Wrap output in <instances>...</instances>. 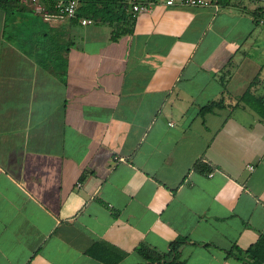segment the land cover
Returning a JSON list of instances; mask_svg holds the SVG:
<instances>
[{
  "label": "crops",
  "instance_id": "1",
  "mask_svg": "<svg viewBox=\"0 0 264 264\" xmlns=\"http://www.w3.org/2000/svg\"><path fill=\"white\" fill-rule=\"evenodd\" d=\"M156 1L115 40L70 25L62 79L2 38L0 11V264H138L139 243L176 238L180 264H248L264 120L235 98L264 96V5Z\"/></svg>",
  "mask_w": 264,
  "mask_h": 264
},
{
  "label": "trees",
  "instance_id": "2",
  "mask_svg": "<svg viewBox=\"0 0 264 264\" xmlns=\"http://www.w3.org/2000/svg\"><path fill=\"white\" fill-rule=\"evenodd\" d=\"M54 0H42L47 10H51ZM229 0H218L220 5ZM127 0H77L74 15L58 25L50 24L39 13L33 10L30 0H0L2 12L1 36L26 56L53 75L62 79L66 72V59L63 55L72 41L67 37L70 25H79L78 18L88 17L94 23H102L109 28V39L115 40L120 35L129 34L133 30L134 16L128 11ZM263 11L260 7L252 11L253 22L259 23ZM91 22V23H92ZM227 70L219 75L224 86ZM254 110L264 120V96L254 95L247 86L236 98ZM221 97L210 100L199 107V113L217 107ZM184 238H176L169 242L166 253H159L154 248L139 243L134 249L143 258L138 264H180L178 247ZM237 248V247H236ZM238 249V248H237ZM248 264H262L264 260V236L241 249ZM90 254H93L91 249ZM110 264L113 262H109Z\"/></svg>",
  "mask_w": 264,
  "mask_h": 264
},
{
  "label": "built area",
  "instance_id": "3",
  "mask_svg": "<svg viewBox=\"0 0 264 264\" xmlns=\"http://www.w3.org/2000/svg\"><path fill=\"white\" fill-rule=\"evenodd\" d=\"M264 1V0H262ZM33 10L39 13L43 19L71 17L74 15L77 0H54L51 10H47L42 0H30ZM128 11L134 16L141 12H149L156 4V0H127ZM165 6H218V0H160ZM261 21V19L259 20ZM80 25L90 24L92 20L88 17L78 18ZM250 168V166H248ZM79 182H76L78 185Z\"/></svg>",
  "mask_w": 264,
  "mask_h": 264
},
{
  "label": "rangeland",
  "instance_id": "4",
  "mask_svg": "<svg viewBox=\"0 0 264 264\" xmlns=\"http://www.w3.org/2000/svg\"><path fill=\"white\" fill-rule=\"evenodd\" d=\"M255 5L257 6V5H264V1H255ZM262 17H263V19H264V13H263V15H262ZM54 20V21H53ZM56 20V21H55ZM66 20V18H64V17H62V18H55V19H52V18H50L49 19V21H52V22H49L50 24H56V23H60V22H63V21H65ZM258 28H261V29H263L264 30V23L263 24H260V25H258ZM262 69L264 70V57L262 58ZM261 88H263L262 90H258L257 92H256V94H258V93H261V92H263L264 93V87H261Z\"/></svg>",
  "mask_w": 264,
  "mask_h": 264
}]
</instances>
